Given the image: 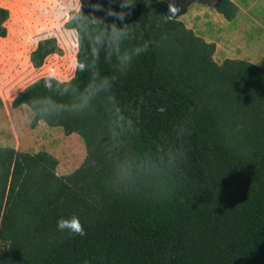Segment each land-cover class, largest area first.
<instances>
[{
  "label": "trees",
  "instance_id": "obj_1",
  "mask_svg": "<svg viewBox=\"0 0 264 264\" xmlns=\"http://www.w3.org/2000/svg\"><path fill=\"white\" fill-rule=\"evenodd\" d=\"M134 2L115 22L134 33L123 47L151 41L149 50L125 74L102 52L99 71L117 76L114 87L76 116L44 120L80 137L44 124L30 136L61 135L77 154L69 171L81 164L60 175L53 153L0 146V264H264V68L234 58L217 63L215 43L169 17L165 0ZM96 3L120 10L118 2L82 0V12L111 22L94 12ZM214 8L226 20L238 11L231 0H215ZM79 12L63 24L76 32V60L88 55ZM8 18L0 7L1 37ZM50 53H62L56 39H40L32 66ZM90 76L75 70L67 95L47 90L48 76L40 77L11 105H27L35 127L34 109L50 103L41 98L69 104ZM73 215L84 236L58 230L57 221Z\"/></svg>",
  "mask_w": 264,
  "mask_h": 264
},
{
  "label": "crops",
  "instance_id": "obj_2",
  "mask_svg": "<svg viewBox=\"0 0 264 264\" xmlns=\"http://www.w3.org/2000/svg\"><path fill=\"white\" fill-rule=\"evenodd\" d=\"M43 1L54 12L64 10L74 13L80 8L82 0ZM165 1L168 4L167 14L169 17L181 20L197 35L206 41L215 43L213 59L217 63H220L225 58H234L249 61L264 68V0H231L238 6L237 14L232 20H226L215 10V0ZM170 4L179 9L175 15L169 10ZM0 7L6 8L9 11V18L5 22L7 34L4 37L0 36V146L26 151L23 149V138L25 136L24 122L26 120L23 121L20 118V113L23 110V106H26L30 110L28 114H31L33 118V111L25 104L12 107L11 101L26 85L40 77L49 76L50 73L57 75L59 79L64 81L72 78L75 71L73 66L76 61L77 51L76 32L63 26L69 17L65 18L62 27L71 32V35H68L65 41L71 45L72 52L68 53L66 51L59 39L55 38L56 35L46 34L35 38L30 51L23 55L25 61L20 63L19 59L23 46L27 42V38L31 36L28 34V37H25V34L30 33L33 30L32 27L38 28V30L50 28L52 24L50 20L52 19L46 18L45 14H40L39 12L31 14V11L37 10L36 6L27 3L18 4L17 7L14 6L16 8L14 9L6 1L0 0ZM15 11L19 13L18 18H20V23L22 21L23 24L24 22L28 24L24 27L17 26L18 36L15 39H11L9 38L10 30L8 23L11 21L13 12ZM22 34L23 36H21ZM50 37L56 39L62 53H50L45 57L40 67H33L29 60L31 51L35 49L40 39ZM72 38L74 39V43ZM40 124L48 126L41 120L37 122L36 126ZM74 134L76 133L69 135Z\"/></svg>",
  "mask_w": 264,
  "mask_h": 264
},
{
  "label": "clouds",
  "instance_id": "obj_3",
  "mask_svg": "<svg viewBox=\"0 0 264 264\" xmlns=\"http://www.w3.org/2000/svg\"><path fill=\"white\" fill-rule=\"evenodd\" d=\"M117 2L119 11L111 6L105 9L100 3L92 6L94 12L104 11L105 16L112 17L111 22H106L103 18L94 14H84L80 3L79 18L86 21L89 27L88 55L83 59H77L73 67L79 72L91 73L90 79L83 89L79 91L78 98L69 104L58 103L50 96L41 98L43 101H50V103H41L37 109H34V117L44 121L66 112L76 116L89 107L90 102L98 94L110 91L114 87L117 76L109 77L100 73L99 63L102 52L106 62L112 63L114 59V68L117 73L125 74L132 65L134 58L149 50L151 41H144L142 44H137L133 47H123L125 41L133 38L134 33L129 30L128 26L130 24L124 23L123 27H119L115 21L118 20L123 23L126 17L131 14V8L135 2L134 0H109L110 4ZM169 10L173 15L179 11L171 4L169 5ZM135 28L137 30L141 28L139 22L135 23ZM44 87L49 91H57L67 95L71 91L72 82L59 79L57 75L50 73L44 81ZM159 111L163 112L164 109L160 108ZM119 172L122 179H129L126 165H121ZM57 228L61 232L67 231L74 235L84 236L86 234L79 217L75 215L70 218H60L57 221Z\"/></svg>",
  "mask_w": 264,
  "mask_h": 264
},
{
  "label": "rangeland",
  "instance_id": "obj_4",
  "mask_svg": "<svg viewBox=\"0 0 264 264\" xmlns=\"http://www.w3.org/2000/svg\"><path fill=\"white\" fill-rule=\"evenodd\" d=\"M4 1H6V3L8 5H11L12 8L14 6L17 7L18 4H22V3L35 5L36 6L35 8L37 10L31 11V14H34L35 12H39L40 14H45L46 18L52 19V20H50V21H52L50 28H48V29L44 28L43 30H38V28L36 29V28L32 27V29H33V30H31L32 34H30L31 32L25 34V37H28V34L31 36H29L27 38V42H25V44L23 46L22 53L20 54V59H19L20 63H23L25 61V58L23 55H24V53H27L30 51L31 45H33L35 38H38V37H40L42 35H46V34L56 35L55 38L59 39L60 43L65 47L66 51L68 53L72 52L71 45L67 44L65 41V38L68 35H71V32H69L67 29H64L62 27V23H63V20L65 18H68L73 12L64 11V10H57L54 12L53 10H51V7H49L48 5L47 6L45 5V2L43 0L42 1H40V0L39 1L4 0ZM52 8H54V7H52ZM14 9H16V8L14 7ZM18 17H19V13H17L16 11L13 12V17H12L11 21L8 23V27L10 30L9 38H11V39H15L18 36L17 26L24 27L26 24H28L25 22L23 24L22 21L20 23V21H19L20 18H18ZM62 34H64V36H62ZM21 36H23V34ZM16 61H18V60H16ZM70 71H71V69H70ZM22 109L25 110V112L30 113V110L26 106H23ZM31 118H32V115L28 114V118L24 122L25 136L23 138V143H24L23 149H25L28 152H36L39 150H46L49 153H53L54 156L58 160L56 171L60 175L61 174H67V173L73 171L74 169H76L81 164L82 161L73 170L69 171V169H71L72 165L75 164V158H76L77 154H76V151L73 149V147L70 145V143L66 140V138L62 137L61 135H60L59 140L56 138L54 140L53 139L48 140L47 138L41 139L38 137H36V138L34 137L33 139L30 138L31 134L38 127V126H36V127L30 126ZM48 129L51 130L52 132H61L65 136H70V135H66L63 132L61 127H48ZM74 135L78 136L76 134H74ZM84 155H85V153H84ZM66 171H68V172H66Z\"/></svg>",
  "mask_w": 264,
  "mask_h": 264
}]
</instances>
